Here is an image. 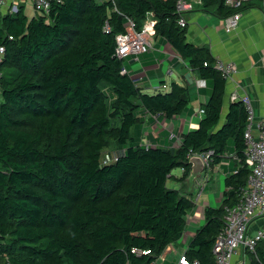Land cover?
Segmentation results:
<instances>
[{"label":"trees","instance_id":"obj_1","mask_svg":"<svg viewBox=\"0 0 264 264\" xmlns=\"http://www.w3.org/2000/svg\"><path fill=\"white\" fill-rule=\"evenodd\" d=\"M176 1L51 0L47 15L28 18L23 4L0 14V264H165L163 252L180 240L195 206L167 181H185L190 152L213 150L218 163L232 139L238 165L224 178L223 199L203 208L174 262L183 254L190 264H212L225 209L250 171L247 112L230 102L219 126L226 81L208 47L189 42L178 25ZM201 2L220 19L251 7ZM148 15L155 35L211 83L197 128L176 147L141 145L142 116L180 115L189 87L173 81L169 91L146 93L115 52L127 20L140 28ZM248 253L250 264H264L262 241Z\"/></svg>","mask_w":264,"mask_h":264},{"label":"crops","instance_id":"obj_2","mask_svg":"<svg viewBox=\"0 0 264 264\" xmlns=\"http://www.w3.org/2000/svg\"><path fill=\"white\" fill-rule=\"evenodd\" d=\"M15 3L24 5L28 18L36 14L31 0H7L6 8ZM249 4L251 7L240 13L238 28L231 33L225 32L223 19L203 10L200 4L195 5L193 11L185 16L188 41L196 46L208 47L209 53L215 59L232 60L237 68L232 76L233 80L226 82L219 126L224 121L230 103L229 94L234 89L247 93L257 118H264V0H250ZM125 67L138 86L149 94L169 91L173 81L189 87L190 102L180 115L171 119L149 113H144L142 116L141 141L147 139L153 146L176 147L179 140L176 142L177 137L171 139V132L179 138L180 135L197 128L203 116L199 114V109L210 95V81L200 78L164 38L155 34L150 50L143 54L128 56L125 59ZM237 165L238 160L229 144L220 161L211 164L208 170L203 167L199 175L194 178L190 191L186 187V192L192 196L195 188L200 191V185L204 181L206 183L202 192L199 194L198 191L194 199L195 206L187 215L185 231L180 240L169 245L163 252L162 258L165 264H174L177 261L175 258L173 262H167L165 254L172 251L178 256L185 249L187 239L194 235L196 228L203 222V217L190 222L189 215L194 217L195 211L198 210L202 215L204 207H217L221 203L225 190L224 178L232 174L237 169ZM181 172L183 173L182 168ZM174 183L181 186L182 183H186V179L184 182L174 181ZM256 218L249 226L250 234L264 228V221L260 222L264 219V215ZM198 220L199 222L195 223ZM233 261L234 264H250V255L244 248H240Z\"/></svg>","mask_w":264,"mask_h":264},{"label":"built area","instance_id":"obj_3","mask_svg":"<svg viewBox=\"0 0 264 264\" xmlns=\"http://www.w3.org/2000/svg\"><path fill=\"white\" fill-rule=\"evenodd\" d=\"M7 0H0V14L4 12L16 11L17 4H10L6 8ZM250 0H225V3L231 6H239L242 2ZM51 0H31L36 14L47 15L50 9ZM202 5L201 0H177L175 12L177 14V23L181 27L187 25L186 14L193 11L195 5ZM5 7V8H4ZM241 20V14L234 13L223 19V28L225 32L231 33L238 28ZM155 20L152 15H148L140 28L132 19H128L125 24L124 32L115 36V52L120 58L135 56L146 53L152 46L154 37ZM3 48L0 47V55ZM206 65V64H204ZM214 67L226 82L233 80V75L237 68L232 60L215 59ZM122 68V72H125ZM230 102L240 100L246 109V125L243 131L244 139V160L250 169L246 184L241 188L238 200L230 207H226L223 217V227L217 234L212 246V264H234L233 257L240 248H244L250 253H255L259 242L264 243V228L254 231L250 234L249 226L256 218L264 215V118H257L247 93L236 89L229 94ZM204 110L199 109V114L203 115ZM179 140L178 136L171 132V138ZM146 148L151 144L147 139L140 142ZM213 150L207 152H190L188 159L192 156L201 158L204 167L208 170L211 165V155ZM200 185L199 194L204 188ZM197 264V261L193 262ZM176 264H190L187 258L182 254Z\"/></svg>","mask_w":264,"mask_h":264},{"label":"rangeland","instance_id":"obj_4","mask_svg":"<svg viewBox=\"0 0 264 264\" xmlns=\"http://www.w3.org/2000/svg\"><path fill=\"white\" fill-rule=\"evenodd\" d=\"M147 93V92H146ZM229 144H230V147H232V139H230L229 140ZM228 144V145H229ZM171 174L172 175H175V176H181V174H182V172H181V168L180 167H176L175 169H173L172 170V172H171ZM204 183H205V181H204ZM203 183V184H204ZM206 184V183H205ZM167 186L168 187H170V188H180L181 190H184V191H186V185H185V183H182V185L181 186H178V185H176L175 183H174V181H171V180H169V181H167ZM199 191V190H198ZM198 191H197V188H195L194 190H193V192H192V198H193V200L196 198V196H197V193H198ZM195 202V201H194ZM195 215H194V217H193V215H189V221L190 222H192V221H194V220H196L197 218H200V217H202V215L200 214V210H198V211H195V213H194ZM197 215V216H196ZM261 217H263V216H261ZM257 219V218H256ZM262 221H264V219H262V220H260V222H262ZM199 222V220L198 221H196L195 223H198ZM254 234V232L252 233V235ZM190 238H188L187 239V242H188V240H189ZM177 255L175 254V253H172V251H170V253H166L165 254V259H166V261L167 262H172V261H174L175 260V258H176V260H177Z\"/></svg>","mask_w":264,"mask_h":264},{"label":"water","instance_id":"obj_5","mask_svg":"<svg viewBox=\"0 0 264 264\" xmlns=\"http://www.w3.org/2000/svg\"><path fill=\"white\" fill-rule=\"evenodd\" d=\"M190 163V171L188 173V176L186 177V186L188 187V190L190 191L192 189L193 180L195 177H197L200 173V171L203 169L204 164L198 156H192L189 159Z\"/></svg>","mask_w":264,"mask_h":264}]
</instances>
